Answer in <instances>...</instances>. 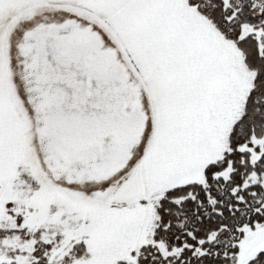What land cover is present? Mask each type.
Masks as SVG:
<instances>
[{
  "label": "snow or ice",
  "instance_id": "1",
  "mask_svg": "<svg viewBox=\"0 0 264 264\" xmlns=\"http://www.w3.org/2000/svg\"><path fill=\"white\" fill-rule=\"evenodd\" d=\"M0 264H264V0H0Z\"/></svg>",
  "mask_w": 264,
  "mask_h": 264
}]
</instances>
